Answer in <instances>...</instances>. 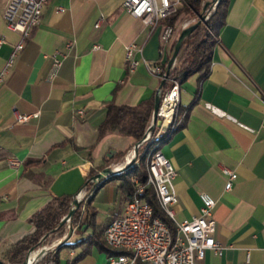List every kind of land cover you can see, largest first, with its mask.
<instances>
[{
	"label": "crops",
	"instance_id": "0c3cea01",
	"mask_svg": "<svg viewBox=\"0 0 264 264\" xmlns=\"http://www.w3.org/2000/svg\"><path fill=\"white\" fill-rule=\"evenodd\" d=\"M123 2L50 0L0 87V258L33 230L31 216L53 196L85 193L91 169L124 164L137 143L118 132L101 137L98 127L110 102L136 105L156 97L162 79L145 60L167 66L171 55L160 56L161 26H147ZM5 4L0 0V68L21 39L6 26ZM132 42L143 48L134 73L126 67ZM54 57L63 60L57 73ZM180 94L183 126L158 148L177 168L175 218L198 215L201 193H209L216 199L214 236L226 249L221 255L207 250L204 261L264 264V0H230L209 75L190 76ZM35 112L28 122L16 120L17 113ZM9 157L20 164L10 165ZM223 167L238 174L231 190ZM120 183L100 182L92 191L100 229L125 212L128 194ZM97 203L111 205L102 218ZM78 238L71 232L66 240ZM79 251L63 250L60 264ZM110 252L116 250L93 245L75 264H103Z\"/></svg>",
	"mask_w": 264,
	"mask_h": 264
},
{
	"label": "built area",
	"instance_id": "2783aa9c",
	"mask_svg": "<svg viewBox=\"0 0 264 264\" xmlns=\"http://www.w3.org/2000/svg\"><path fill=\"white\" fill-rule=\"evenodd\" d=\"M49 1L6 0L3 10L6 26L10 30L18 31L21 39L14 46L5 65L0 68V87L5 83L16 57L24 49L33 30L40 25L44 7ZM183 3L184 0H124L123 6L128 13L141 18L147 26L152 28L161 26L160 56L162 58L172 54L179 28L167 20L178 12ZM103 20L102 16L95 26L99 27ZM187 24L182 23V28ZM2 41L3 39L0 40ZM73 47L72 41L67 43L69 50ZM98 47L99 45H94V48ZM142 49L135 42L126 45V67L130 73L136 71L139 65L136 53ZM62 64L61 58L54 57L55 73L59 71ZM145 64L153 75L161 79L165 77L166 66L161 61L145 60ZM168 80L172 86L166 94L162 95L158 119L155 123V128L158 130L156 135L163 132L164 126L169 122L168 112L173 104L180 103L181 84H176L174 77H168ZM165 104L168 107L167 112L163 111ZM77 113L83 116L84 110L80 109ZM38 116L39 112L17 113L16 120L25 123ZM152 121L153 119L151 123ZM8 163L16 166L20 164V161L16 157H9ZM223 172L227 176L225 189L231 190L238 174L228 167H223ZM176 175V166L161 151L153 160V172L148 174L146 184L133 179L135 189L128 195L124 214L113 217L105 225L107 245L123 252L110 255L103 264H209L204 261L207 250H212L219 255L223 254L226 247L214 236L217 226L213 214L216 199L212 195L207 192L201 193L202 206L199 214L192 219L178 221L175 218L173 205L178 201L174 185ZM146 186L154 188L158 203L174 223L173 228L160 216L154 214L151 203H143Z\"/></svg>",
	"mask_w": 264,
	"mask_h": 264
},
{
	"label": "trees",
	"instance_id": "16d2710c",
	"mask_svg": "<svg viewBox=\"0 0 264 264\" xmlns=\"http://www.w3.org/2000/svg\"><path fill=\"white\" fill-rule=\"evenodd\" d=\"M203 1L204 0H184L178 12L172 17H169L167 21L179 26L186 13L194 12L197 15L200 14ZM229 3L230 0H220L216 11L212 14L210 19L204 23H200L184 39L177 57V63L169 74L170 78L174 77L176 81L182 83L195 74H198L200 78H205L209 75L211 71L212 55L217 43V34L220 27L224 25L226 21ZM176 41L177 39L174 45ZM171 86L170 80H167L163 85L162 95L166 94ZM154 105L155 96L142 100L136 105H119L110 102L107 106L105 118L98 127L99 136L102 137L107 133L118 132L132 137L135 142L142 140L151 122ZM182 126L183 122L174 129L165 130L159 138L145 145L144 151L142 152L143 156L141 155L139 163H134V165L128 167L121 173L109 176L103 182L120 179V187L128 195L135 189V183L133 182L134 177H137L141 183L146 184L148 177V153L157 142L158 149L159 145H162L174 131ZM95 173L96 171L91 169L89 171V176ZM92 195L93 194H91L86 202V209L88 211L86 219L81 221L80 211L75 213V234H77L79 238L75 241L66 240L55 251H49L38 264H60L61 252L63 250L69 253L72 249L80 248V251L73 258H67V264H75L79 259L89 253L93 245L110 249V251L112 250L106 243L104 228L100 229L99 225L96 223L97 212L92 208ZM143 197L152 204L154 214L160 216L171 228H173L174 223L158 203L152 186H146ZM71 200V194L53 196L47 205L37 210L31 216L30 221L33 225V230L7 248L0 259H3L5 264H23L28 251L39 245L43 235L46 233H53L54 236L57 234L61 236L63 228L57 230L56 227L60 224L62 217L69 212ZM89 229H92V231L89 232ZM114 250H116V252H110V255L123 252L122 250Z\"/></svg>",
	"mask_w": 264,
	"mask_h": 264
},
{
	"label": "rangeland",
	"instance_id": "374dc122",
	"mask_svg": "<svg viewBox=\"0 0 264 264\" xmlns=\"http://www.w3.org/2000/svg\"><path fill=\"white\" fill-rule=\"evenodd\" d=\"M206 4H207V8L205 9ZM217 6L218 5H216V6L214 5V0H204L203 1V5L201 7V12L200 13H206V15L209 16V18H208V20H209L210 17L212 16V14L216 11ZM198 19H199L198 15L196 13L188 12V13H186L184 15L183 19L181 20V23H183V24L188 23L186 25V26H188V25H191L193 23H196L198 21ZM179 26H181V25L179 24ZM182 29L180 30V32L182 31ZM176 63H177V60L175 62V65H176ZM150 125H151V122L149 123V125H148V127L146 129L147 140L144 141L139 146V149H138L139 153H138V156H137V160L134 163H139V159H140V157L142 155V152L144 151L145 145H147L149 142H151L152 139L157 134L158 130L156 128H152L151 130L148 131V128L150 127ZM132 151H134L133 148H132ZM134 163L132 165H134ZM92 176H94V175H91V177ZM89 185L90 186H89L88 190L84 193V196L82 197V199L78 200L77 198H75V200L77 199L79 201V204L75 205L76 206L75 213L77 211H80V213H81V221H84L86 219V217H87L88 211L86 209V202L89 199V197L91 196L93 189L96 188V185H95L94 182L90 181ZM72 201L73 200H71V202H70L69 212L62 217L61 221H63V219H66V216L70 213V210L72 208ZM96 206H97V208H98V210L100 212L99 213V217L100 218H102L104 213L107 212L111 208V205L109 203H97ZM61 221H60V223H61ZM60 228H63V232H62L61 236H59V234L54 236L53 233H46L45 235H43L41 237L39 245H37L36 247H34L31 250L32 253L35 252V251H39L38 254H37V257L35 258V260L33 262V264H38L39 261L42 260L49 251H55L62 243H64L66 241L67 236L71 232H75V230H76L75 214L73 215V217L70 220L67 218L66 223L64 225H62ZM60 228H58V229H60ZM57 230H55V231H57Z\"/></svg>",
	"mask_w": 264,
	"mask_h": 264
},
{
	"label": "water",
	"instance_id": "95a60500",
	"mask_svg": "<svg viewBox=\"0 0 264 264\" xmlns=\"http://www.w3.org/2000/svg\"><path fill=\"white\" fill-rule=\"evenodd\" d=\"M220 0H214V5H218ZM207 8V4L205 6V9ZM198 21L196 23H193L191 25H188L186 27H184L182 29V31L179 34V37L177 38L176 44L174 45V49L173 52L171 54V57L169 59V62L166 66V74L165 77L162 79V83H161V87L158 90V93L156 94L155 97V105H154V110H153V115H152V123L150 125V127L148 128V131L151 130L152 128H155V123L158 119V111L160 108V104H161V99H162V93H163V85L164 83L168 80L169 74L172 70V68L175 65V62L177 60L179 51L182 47L183 41L184 39L200 24L203 22H206L209 18V16L206 15V13H200L198 14ZM147 139V133H145L144 137L142 140L138 141L135 146L133 147L134 149V156L129 160L128 158L126 159V161L124 162V164L119 165V167H114L117 165H109L107 167H105L103 170L99 171L95 176H92L89 178V180L87 181L88 183L94 182L96 187H98L99 182H103L106 178H108L111 175L114 174H118L121 173L123 171H125L128 167H130L136 160H137V156L139 153V146L146 141ZM77 196V195H76ZM76 196H74L72 198V208L70 210V213L66 216V219H63V221H61V223L56 227V229L60 228L62 225H64L66 223L67 218L70 220L73 215L75 214L76 211V206H75V198ZM84 196V195H83ZM33 249V248H32ZM32 249H30L27 253V257L24 261L23 264H33L34 262V258L31 260L32 257ZM0 264H5L3 259H0Z\"/></svg>",
	"mask_w": 264,
	"mask_h": 264
},
{
	"label": "bare ground",
	"instance_id": "6f19581e",
	"mask_svg": "<svg viewBox=\"0 0 264 264\" xmlns=\"http://www.w3.org/2000/svg\"><path fill=\"white\" fill-rule=\"evenodd\" d=\"M176 84H181L179 81H176ZM181 98V97H180ZM179 106H180V103H174L173 104V106H172V109H170V111L168 112V120H169V122L164 126V128H163V132L166 130H170V129H174V128H176V127H178L179 126V123H181V118H179V116H178V111H179ZM168 109V107L166 106V104H165V106H164V108H163V111H165V112H167L166 110ZM177 117H178V120H176L177 119ZM163 132H161L160 134H158V135H156L153 139H152V141L153 140H155L156 138H159L161 135H162V133ZM156 142V141H155ZM158 144V142L152 147V149H151V151L148 153V158H147V167H148V174H152V172H153V160L160 154V151L157 149V145ZM149 151V150H148ZM146 152V151H145ZM145 154V153H144ZM134 156V151H132L131 153H130V156H129V160L132 158ZM143 156V155H142ZM121 165V164H120ZM119 167V166H118ZM135 179H136V181H139V179L137 178V177H134ZM133 178V179H134ZM83 195H84V192H82V193H79L77 196H76V198L79 200V199H82V197H83ZM75 200V205H78L79 204V201L78 200ZM143 203H150V202H148V201H146L145 199H144V197H143ZM104 236H105V240L107 241V234L105 233V231H104ZM38 252L39 251H35V252H33L32 253V256H35V255H37L38 254ZM37 256H35V257H31V260L34 258H36Z\"/></svg>",
	"mask_w": 264,
	"mask_h": 264
}]
</instances>
